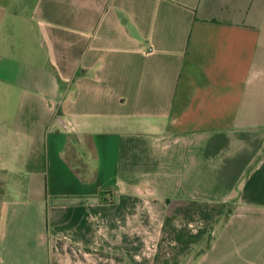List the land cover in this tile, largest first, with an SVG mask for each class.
<instances>
[{"label": "crops", "instance_id": "0c3cea01", "mask_svg": "<svg viewBox=\"0 0 264 264\" xmlns=\"http://www.w3.org/2000/svg\"><path fill=\"white\" fill-rule=\"evenodd\" d=\"M188 200L184 264H264V0H0V264H154Z\"/></svg>", "mask_w": 264, "mask_h": 264}, {"label": "trees", "instance_id": "16d2710c", "mask_svg": "<svg viewBox=\"0 0 264 264\" xmlns=\"http://www.w3.org/2000/svg\"><path fill=\"white\" fill-rule=\"evenodd\" d=\"M104 193L105 192H102V194ZM183 202L186 203L185 205H183L186 206L185 208L171 207L170 213L168 214L164 222L161 242L165 238L167 228H169V231H173V233L170 234V239L172 240L171 242L183 245L182 250L189 248L191 244L196 243L201 239L202 235L206 232L207 229H199L195 233H193L191 230L176 228L174 221L182 213L187 217L190 223L193 222L196 217H199V219H202L210 224V235L206 248L210 247L215 238V228L213 224L215 222H219L222 217H224V219H228L234 212L235 203L233 201L203 202L195 200H188ZM160 245L156 254L154 264H156L159 258ZM206 248L202 249L200 253H203Z\"/></svg>", "mask_w": 264, "mask_h": 264}, {"label": "rangeland", "instance_id": "374dc122", "mask_svg": "<svg viewBox=\"0 0 264 264\" xmlns=\"http://www.w3.org/2000/svg\"><path fill=\"white\" fill-rule=\"evenodd\" d=\"M185 202H181L178 205H174V207H182L185 208ZM226 219L222 217L219 222H215L214 228H216L224 222ZM174 224L177 229H185V230H191L193 233H195L199 229H207L206 232L202 235L201 239L193 243L189 246V248L182 250L183 245L181 244H175L174 242H171L170 234L173 233V231H169V228H167V231L165 233V238L162 240L159 250V258L156 264H184L188 258V256L192 254L200 253L202 249L206 248L209 235H210V227L209 223L206 221L199 219V217H196V219L193 222H189L187 217L184 214H180L177 219H175Z\"/></svg>", "mask_w": 264, "mask_h": 264}]
</instances>
